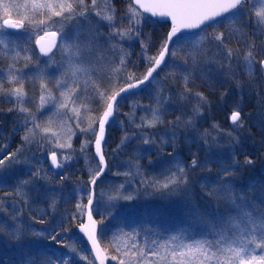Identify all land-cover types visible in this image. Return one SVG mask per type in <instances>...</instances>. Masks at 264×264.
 Instances as JSON below:
<instances>
[{"label": "snow or ice", "instance_id": "6c2138e0", "mask_svg": "<svg viewBox=\"0 0 264 264\" xmlns=\"http://www.w3.org/2000/svg\"><path fill=\"white\" fill-rule=\"evenodd\" d=\"M0 102V264H264V0H0Z\"/></svg>", "mask_w": 264, "mask_h": 264}, {"label": "trees", "instance_id": "16d2710c", "mask_svg": "<svg viewBox=\"0 0 264 264\" xmlns=\"http://www.w3.org/2000/svg\"><path fill=\"white\" fill-rule=\"evenodd\" d=\"M133 59H135V57H133ZM136 98H138V97H136ZM129 99H134V98L133 97H129ZM143 102L147 103V100L145 99ZM123 103L126 104L127 101H125ZM123 110L127 111L128 109H127V107H124ZM167 118H171V117H167L166 116V119ZM119 119L120 118L118 117V120ZM216 119H218L222 125L226 126L227 122L225 121L224 113H217L216 114ZM17 134L19 135V133H17ZM120 134L121 133H120V130H119L118 126H114L111 129H109V144L107 145V148L110 149V148L115 146L114 141L118 142ZM78 140L79 139H74V144H75L76 147H77V144H78ZM119 158L120 159H124L126 157H125L124 153H121ZM83 161H84L83 159H80L78 162H76V161L70 162L71 166L69 168H65L63 171H61L59 173V175H63L65 172H71L72 173V176H71L72 180H74L78 176H81L82 173L80 171H78V169H80V168H82L84 166V162ZM83 175H84V178L86 179V174H83ZM114 179H115V181L117 183L120 182V180L118 178H114ZM150 203H156V202L155 201H150ZM97 218H99V217L97 216ZM73 230L75 231V227L74 226H73ZM108 264H110V263H108Z\"/></svg>", "mask_w": 264, "mask_h": 264}, {"label": "rangeland", "instance_id": "374dc122", "mask_svg": "<svg viewBox=\"0 0 264 264\" xmlns=\"http://www.w3.org/2000/svg\"><path fill=\"white\" fill-rule=\"evenodd\" d=\"M3 106V107H2ZM8 105L7 104H5V103H2V102H0V108L2 107V108H6ZM246 111H247V109H246ZM7 126H10L8 123H5L4 125H3V127H7ZM9 128V127H8ZM7 135H8V131H3V133H0V137H7ZM0 142H4L3 141V139H0ZM19 143V135L16 133L15 135H14V137H13V139H12V141H11V148H9V151H11L12 149H14L15 147H16V145ZM79 146V140H78V144H77V147ZM84 162V161H83ZM45 166L47 167L48 165H47V162H46V164H45ZM56 172H61L60 170L59 171H56ZM57 179H58V177H57ZM110 264H111V262H109Z\"/></svg>", "mask_w": 264, "mask_h": 264}, {"label": "water", "instance_id": "95a60500", "mask_svg": "<svg viewBox=\"0 0 264 264\" xmlns=\"http://www.w3.org/2000/svg\"><path fill=\"white\" fill-rule=\"evenodd\" d=\"M52 171H59V170H52ZM75 231L78 233V229H75ZM78 235H80L82 237V234L78 233ZM84 242H85V245H86L87 244L86 238H84Z\"/></svg>", "mask_w": 264, "mask_h": 264}, {"label": "flooded vegetation", "instance_id": "af4514ba", "mask_svg": "<svg viewBox=\"0 0 264 264\" xmlns=\"http://www.w3.org/2000/svg\"><path fill=\"white\" fill-rule=\"evenodd\" d=\"M1 108H2V107H1ZM8 127H9V126H7V127H4V130H5V131H8Z\"/></svg>", "mask_w": 264, "mask_h": 264}]
</instances>
